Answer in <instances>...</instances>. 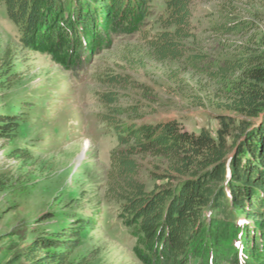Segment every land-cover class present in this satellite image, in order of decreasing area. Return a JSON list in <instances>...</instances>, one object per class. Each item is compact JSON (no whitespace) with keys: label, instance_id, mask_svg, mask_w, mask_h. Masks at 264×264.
Listing matches in <instances>:
<instances>
[{"label":"trees","instance_id":"1","mask_svg":"<svg viewBox=\"0 0 264 264\" xmlns=\"http://www.w3.org/2000/svg\"><path fill=\"white\" fill-rule=\"evenodd\" d=\"M194 1L0 0L20 48L75 79L119 38L136 36L159 62L184 59L194 41ZM234 27L240 30L233 23L217 31ZM254 49L244 46L208 72L221 99L214 133L177 120L145 121L147 86L122 65L96 74L97 118L116 141L104 201L136 238L142 264H264V48ZM3 58L1 89L15 74L12 58ZM21 122L19 112L1 108L0 138H15ZM7 186L9 175L0 170V191ZM95 225L93 213L50 209L0 235L9 242L0 246V264H87L73 254ZM27 233L35 236L29 243Z\"/></svg>","mask_w":264,"mask_h":264},{"label":"rangeland","instance_id":"2","mask_svg":"<svg viewBox=\"0 0 264 264\" xmlns=\"http://www.w3.org/2000/svg\"><path fill=\"white\" fill-rule=\"evenodd\" d=\"M158 11L160 6L153 19ZM191 14L194 41L188 43L184 59L159 62L136 36L119 38L75 79L46 56L20 48L17 29L0 2V66L10 56L15 67V74L6 78L11 85L0 88V109L17 111L22 120L15 138H0V170L13 185L0 191V235L50 209L93 213L94 230L73 259L142 264L133 251L136 238L118 218L117 207L104 201L105 174L116 141L97 118L101 106L95 92L101 86L96 74L109 68L119 72L122 65L147 86L144 101L150 114L145 121L177 120L190 131L214 133L221 99L208 72L237 57L244 46L264 48V0H195ZM233 23L240 30L217 31ZM189 55H198L199 61L190 63ZM132 94L140 97L139 91ZM17 152L23 157H14ZM26 236L27 243L35 237ZM7 243L2 240L0 246Z\"/></svg>","mask_w":264,"mask_h":264}]
</instances>
